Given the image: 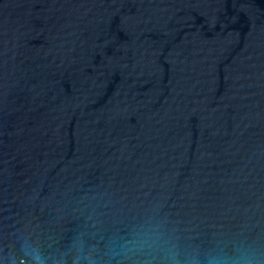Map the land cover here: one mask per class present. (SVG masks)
Instances as JSON below:
<instances>
[{
    "label": "water",
    "instance_id": "95a60500",
    "mask_svg": "<svg viewBox=\"0 0 264 264\" xmlns=\"http://www.w3.org/2000/svg\"><path fill=\"white\" fill-rule=\"evenodd\" d=\"M264 264V0H0V264Z\"/></svg>",
    "mask_w": 264,
    "mask_h": 264
},
{
    "label": "clouds",
    "instance_id": "9594fccd",
    "mask_svg": "<svg viewBox=\"0 0 264 264\" xmlns=\"http://www.w3.org/2000/svg\"><path fill=\"white\" fill-rule=\"evenodd\" d=\"M218 264H226L225 261H218ZM232 264H248V261L246 258L241 257L240 259L233 261Z\"/></svg>",
    "mask_w": 264,
    "mask_h": 264
}]
</instances>
